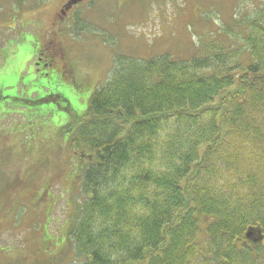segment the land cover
<instances>
[{
  "label": "trees",
  "instance_id": "16d2710c",
  "mask_svg": "<svg viewBox=\"0 0 264 264\" xmlns=\"http://www.w3.org/2000/svg\"><path fill=\"white\" fill-rule=\"evenodd\" d=\"M232 17L231 49L118 56L90 97L77 264H264V6Z\"/></svg>",
  "mask_w": 264,
  "mask_h": 264
},
{
  "label": "rangeland",
  "instance_id": "374dc122",
  "mask_svg": "<svg viewBox=\"0 0 264 264\" xmlns=\"http://www.w3.org/2000/svg\"><path fill=\"white\" fill-rule=\"evenodd\" d=\"M66 1L0 0V264H77L70 232L86 199L89 160L69 139L118 56L186 59L211 45L227 51L235 43L224 37V22L264 6L76 0L60 16Z\"/></svg>",
  "mask_w": 264,
  "mask_h": 264
},
{
  "label": "flooded vegetation",
  "instance_id": "af4514ba",
  "mask_svg": "<svg viewBox=\"0 0 264 264\" xmlns=\"http://www.w3.org/2000/svg\"><path fill=\"white\" fill-rule=\"evenodd\" d=\"M74 1L76 0H67L66 2L62 4L60 8V16L68 14L75 7L76 4L73 3ZM82 1L83 0H81V2ZM70 3H73V4L70 5Z\"/></svg>",
  "mask_w": 264,
  "mask_h": 264
},
{
  "label": "water",
  "instance_id": "95a60500",
  "mask_svg": "<svg viewBox=\"0 0 264 264\" xmlns=\"http://www.w3.org/2000/svg\"><path fill=\"white\" fill-rule=\"evenodd\" d=\"M73 3H75V1H74ZM73 3H70V5H72ZM248 235H249V234H248Z\"/></svg>",
  "mask_w": 264,
  "mask_h": 264
}]
</instances>
